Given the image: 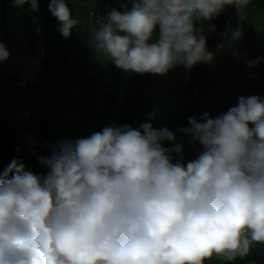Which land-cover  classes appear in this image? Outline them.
<instances>
[{
	"label": "clouds",
	"instance_id": "clouds-1",
	"mask_svg": "<svg viewBox=\"0 0 264 264\" xmlns=\"http://www.w3.org/2000/svg\"><path fill=\"white\" fill-rule=\"evenodd\" d=\"M248 2L133 0L126 11L112 9L93 40L125 72L191 69L213 56L196 21ZM26 3L39 7L14 0ZM49 10L68 38L78 21L65 0H50ZM8 56L0 43V61ZM188 122L181 131L203 151L186 164L182 145H162L175 134L151 123L65 140L40 158L46 174L13 159L0 171V264H203L264 243V100L241 96L222 116Z\"/></svg>",
	"mask_w": 264,
	"mask_h": 264
},
{
	"label": "trees",
	"instance_id": "trees-1",
	"mask_svg": "<svg viewBox=\"0 0 264 264\" xmlns=\"http://www.w3.org/2000/svg\"><path fill=\"white\" fill-rule=\"evenodd\" d=\"M13 0H0V33L5 38L8 33L7 20L10 13V3ZM73 18V0H65ZM107 0H97L94 10V25L98 29L99 24L104 23V10ZM50 0H39L37 10H32L26 3L16 6L15 11L21 26V33L29 50L40 48L43 55L40 58L39 79L36 84L19 88L14 82L12 75H6L0 70V91L2 84L7 82L14 86L15 91H22L24 94V106L28 124L22 127L11 117H0V171H3L8 164L16 159L25 164L26 168L38 175L46 174L48 169L40 162L41 157H50L57 149L56 120L52 115L54 108H59L69 93L66 84V69L73 68V77L77 75V85L79 84L76 96V103L79 106V117L75 123V131L72 141L80 138V132L86 122V110L84 105L83 75L78 63V48L76 39L71 30V35L65 38L60 32L62 24L49 10ZM93 16V13H92ZM244 23L247 29V37L250 38V23L245 14L244 6H225V9L215 17V22L211 31L205 35L207 38V51L213 54L212 60L208 63H197L193 68L187 69L179 65L177 71L185 68L188 71V82L184 86L181 97L182 104L170 131L175 134V141H163V146L171 149L174 145L183 146L181 156L172 153L173 162L181 160L187 163L195 159L202 151L203 147L189 134L181 131L190 128L189 117L195 118L198 122H203V101L212 92L211 78L207 72L208 66L215 59L217 47L224 48L230 41L232 31L238 25ZM201 21H196L199 28ZM158 34V29H157ZM154 34V39H155ZM250 41V39H249ZM251 51L258 57L259 66L256 65L252 77L256 78V85L253 90L256 95L260 90V83L264 80V60L260 53L251 46ZM112 91L116 88L121 75V69L115 65L112 67ZM155 74L146 73L143 75L131 72L124 95L119 105L117 118L114 127H124L128 125L132 128H140L142 123H151L152 104L149 94L155 85ZM8 87V86H7ZM9 90V88L7 89ZM9 92V91H8ZM259 96H261L259 94ZM262 97V96H261ZM106 111L99 117L95 124L91 125L88 136L98 132L101 120ZM87 136V137H88ZM25 143L30 145L26 148ZM208 264V259L203 261ZM222 264H264V243L251 242L247 254L241 256L237 254L234 260L227 258Z\"/></svg>",
	"mask_w": 264,
	"mask_h": 264
},
{
	"label": "rangeland",
	"instance_id": "rangeland-1",
	"mask_svg": "<svg viewBox=\"0 0 264 264\" xmlns=\"http://www.w3.org/2000/svg\"><path fill=\"white\" fill-rule=\"evenodd\" d=\"M132 2L133 0H107L104 10V21L106 22L107 16L112 9L126 11L132 7ZM96 3L97 0H94L92 12L94 22ZM91 10L92 0H73V19L77 20L78 23L72 31L79 51L78 63L82 72H84L82 87L85 89L83 100L87 117L85 125L80 132V138L88 136L91 125L98 121L104 111H106V114L101 120L97 131H101L104 127L108 126L114 127L119 105L131 74V72L121 70L120 79L116 88L112 91L111 87H108L112 83V67L114 64L98 49L92 48ZM214 22L215 17L211 21L201 20L199 28H203L204 35H207L211 31ZM240 26L241 24L232 31V39H230L224 48L217 47L215 50V59L207 69L211 78L212 92L204 98L203 113L209 114L211 118L221 116L220 111L222 110V105L227 106L229 109L238 104L236 103L235 96L243 92L244 89H242L241 84L248 85L252 83L256 85V78L252 76L249 78V73L247 72L248 66L244 64V52L239 53L238 47L241 43L239 39L236 40L233 38V33L239 30ZM19 27H21L20 21L15 11L13 0L10 3V13L7 20L9 32L5 36V40H2L3 37H0V42L5 46L8 53H12L13 56L17 54L21 56L26 52L28 54L31 53L30 50L24 49L21 46L20 38L22 39V35L18 31L20 30ZM94 28H96L95 25ZM249 39H246L243 45H246V53L252 57V61H257L258 57L251 51L253 42L251 40L249 41ZM26 57L27 59L24 57L21 61H13V64L17 70H20V76L24 80L23 83L25 86H28L29 82H35L36 65L35 62L32 63L29 61L28 56ZM256 65L259 66V63L253 64V67ZM177 68L178 66L174 67L165 75L155 74V85L149 94L153 112L151 124L154 129H170L179 113L182 104L181 93L189 79L188 71L185 68L178 71ZM73 72L72 66L66 69V84L69 88V93L66 101L59 108H54L52 111L58 131L57 146L65 140H72L75 123L79 117V106L76 103L79 84L77 85V78H75L77 75L73 77ZM14 82H17V80ZM1 88L4 90L0 91V117L6 118L14 115L18 118L16 123L18 122L19 126L24 128L29 125L27 118L24 119L26 110L23 92L15 91L14 86L7 82L3 83ZM8 88L9 90H7ZM14 106L16 108L15 112L12 110L13 113H11L9 108H13ZM21 110L24 112L23 114ZM29 145V143H25L26 148ZM225 259L226 257L224 255L217 256L213 254L208 259V264H222Z\"/></svg>",
	"mask_w": 264,
	"mask_h": 264
},
{
	"label": "crops",
	"instance_id": "crops-1",
	"mask_svg": "<svg viewBox=\"0 0 264 264\" xmlns=\"http://www.w3.org/2000/svg\"><path fill=\"white\" fill-rule=\"evenodd\" d=\"M93 3H94V0H92V10H91V20H92V28H91V43H92V48L96 49L95 47V43H94V40H93V33H92V30L94 28V21H93V18H92V12H93ZM244 10H245V14L248 18V21L250 23V40L253 42V48L256 49L261 57H262V60H264V0H249L248 4L246 6H244ZM20 30L19 33L22 31L21 27H19ZM239 31L242 32V36L240 37L239 41H240V46L238 47L239 49V53L241 54V52H244V64H246L248 66V73H249V78H251L253 72H254V69H255V66L253 67V64L250 65L249 62H252V57L250 55H248L246 53V50H245V46L246 45H243V42L246 40V36H247V29H246V26L244 25V23H241V26L239 27ZM9 32V30H8ZM8 34V33H7ZM22 35V33H21ZM0 37H3L0 33ZM6 38V37H5ZM5 38L3 37L2 40H5ZM231 39H232V36H231ZM1 43V42H0ZM20 43H21V46L24 47V49H28L27 48V45H26V42L22 36V39L20 38ZM23 49V50H24ZM29 50V49H28ZM31 53L27 54L25 53L24 55H21L19 56L18 54L16 56H13L12 53L9 54L8 58L6 60H3V61H0V70L5 73L6 75H12L13 78L15 80L19 79L21 80L22 82H24V80L21 78V73H20V70H17L16 69V66H14L13 64V61L15 62V60H20L22 58H26V56L29 57V61L34 63L35 62V75L36 77L35 78V82H29L28 85H33V84H36L38 82V79H39V68H40V58L42 57L43 55V51L38 48V49H35V50H30ZM238 57V56H237ZM240 58V56H239ZM38 59V61H36ZM37 62V64H36ZM2 65V66H1ZM6 70H4V69ZM27 84V83H26ZM242 85V89L243 92L240 93V94H237L235 96V99H236V103H238V99L239 97L241 96H244V97H250V96H258L260 97L262 100H264V97H261L259 96V92H258V95H256V91L253 90V84L252 83H249L248 85L246 84H241ZM222 110L220 111L221 112V116L226 113L228 111V107L227 106H224L222 105ZM220 108V107H219ZM15 106L12 108L10 107L9 108V111L11 113H13V111L15 112ZM13 110V111H12ZM22 112V110H21ZM24 112H22L23 114ZM23 116V115H22ZM21 116V117H22ZM12 118L15 119V121H17L18 118H16L14 115H12ZM26 118V113L24 114V119Z\"/></svg>",
	"mask_w": 264,
	"mask_h": 264
},
{
	"label": "built area",
	"instance_id": "built-area-1",
	"mask_svg": "<svg viewBox=\"0 0 264 264\" xmlns=\"http://www.w3.org/2000/svg\"><path fill=\"white\" fill-rule=\"evenodd\" d=\"M18 87L19 88H22L24 86V83L22 81H19L17 83ZM259 93L262 97H264V80L261 81L260 83V90H259Z\"/></svg>",
	"mask_w": 264,
	"mask_h": 264
},
{
	"label": "water",
	"instance_id": "water-1",
	"mask_svg": "<svg viewBox=\"0 0 264 264\" xmlns=\"http://www.w3.org/2000/svg\"><path fill=\"white\" fill-rule=\"evenodd\" d=\"M15 80V79H14ZM108 87H110L109 85H108Z\"/></svg>",
	"mask_w": 264,
	"mask_h": 264
}]
</instances>
